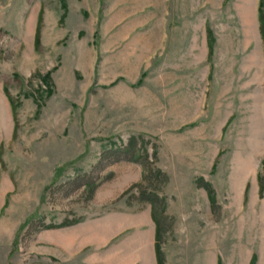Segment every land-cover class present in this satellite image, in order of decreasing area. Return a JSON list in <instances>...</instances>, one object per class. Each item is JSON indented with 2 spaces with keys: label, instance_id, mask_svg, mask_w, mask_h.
Masks as SVG:
<instances>
[{
  "label": "rangeland",
  "instance_id": "obj_1",
  "mask_svg": "<svg viewBox=\"0 0 264 264\" xmlns=\"http://www.w3.org/2000/svg\"><path fill=\"white\" fill-rule=\"evenodd\" d=\"M260 7L0 0V264H109L71 230L144 208L167 255L264 264Z\"/></svg>",
  "mask_w": 264,
  "mask_h": 264
},
{
  "label": "crops",
  "instance_id": "obj_2",
  "mask_svg": "<svg viewBox=\"0 0 264 264\" xmlns=\"http://www.w3.org/2000/svg\"><path fill=\"white\" fill-rule=\"evenodd\" d=\"M99 224L87 223L82 229L71 230L69 249L74 245L73 239L76 240V237L78 241H81L80 238L82 240L91 238L79 245L76 252L83 249L87 243L97 246L98 242L103 240L99 245L108 244L109 264H199L198 257L192 254L180 257L163 252L160 223L150 208L141 209L139 212L114 211L109 215L107 224L103 226H107V230L102 229ZM61 241L62 243L57 244L58 247L67 249L63 235ZM74 253L75 250L71 249L70 254ZM211 259L213 262L207 264H215L214 256ZM94 264L101 263L95 261Z\"/></svg>",
  "mask_w": 264,
  "mask_h": 264
},
{
  "label": "trees",
  "instance_id": "obj_3",
  "mask_svg": "<svg viewBox=\"0 0 264 264\" xmlns=\"http://www.w3.org/2000/svg\"><path fill=\"white\" fill-rule=\"evenodd\" d=\"M263 2L264 0H260V16H259V20H261V25H260V30L262 35L264 36V9H263ZM41 19H42V13L41 10L39 11V16H38V22L36 25V32H35V37H34V42L35 45L38 46L40 44L39 40H40V23H41ZM208 36H210L209 38V46L211 47V43H212V31L211 29H208ZM5 90L6 92H8V88L7 86H5ZM12 109H13V114H15V104L12 102Z\"/></svg>",
  "mask_w": 264,
  "mask_h": 264
},
{
  "label": "bare ground",
  "instance_id": "obj_4",
  "mask_svg": "<svg viewBox=\"0 0 264 264\" xmlns=\"http://www.w3.org/2000/svg\"><path fill=\"white\" fill-rule=\"evenodd\" d=\"M248 3V2H247ZM245 7H246V9L243 11V16H244V23L247 25V26H252V24H253V21H252V18H251V11H250V9H251V6H250V4L249 5H245ZM243 16H242V18H243ZM252 28V27H251ZM247 29H248V27H247ZM245 33V32H244ZM248 33V32H247ZM250 35V34H249ZM252 36V35H251ZM253 37V36H252ZM3 122V118H2V120H1V124H3L2 123Z\"/></svg>",
  "mask_w": 264,
  "mask_h": 264
}]
</instances>
